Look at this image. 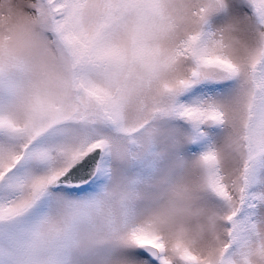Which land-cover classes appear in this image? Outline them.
Here are the masks:
<instances>
[{"label":"snow or ice","instance_id":"6c2138e0","mask_svg":"<svg viewBox=\"0 0 264 264\" xmlns=\"http://www.w3.org/2000/svg\"><path fill=\"white\" fill-rule=\"evenodd\" d=\"M26 7L39 64L0 39V264H249L264 251V0ZM238 26L242 58L225 39ZM229 112L242 128L231 176L218 152ZM162 132L224 206L214 261L141 202Z\"/></svg>","mask_w":264,"mask_h":264},{"label":"clouds","instance_id":"9594fccd","mask_svg":"<svg viewBox=\"0 0 264 264\" xmlns=\"http://www.w3.org/2000/svg\"><path fill=\"white\" fill-rule=\"evenodd\" d=\"M30 3L31 0H0V39L6 46L22 51L38 65L41 59L39 49L25 47L32 34L33 17L26 7ZM225 39L232 43L233 54L237 58L245 56L251 48V41L239 26L234 32H225ZM227 120L218 152L222 168L231 176L237 161L233 149L239 142L242 128L238 116L231 112ZM159 145L162 158L157 170L138 186L141 202L151 203L159 227L169 240L182 233L194 251L214 261L226 242L225 227L220 219L224 206L209 198L199 164L190 160L181 163L170 151L164 132L159 138ZM125 178L126 166H115L111 188H118ZM259 231L264 237V222L259 225ZM249 264H264V251L254 247Z\"/></svg>","mask_w":264,"mask_h":264},{"label":"rangeland","instance_id":"374dc122","mask_svg":"<svg viewBox=\"0 0 264 264\" xmlns=\"http://www.w3.org/2000/svg\"><path fill=\"white\" fill-rule=\"evenodd\" d=\"M209 198H210L211 200H213L214 202L218 203V204H222L220 201H218L215 197L211 196L210 194H209ZM242 215H243V214H242Z\"/></svg>","mask_w":264,"mask_h":264}]
</instances>
